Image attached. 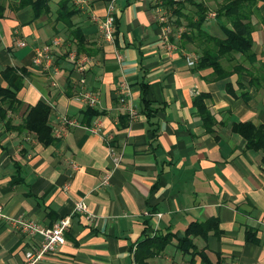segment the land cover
Returning a JSON list of instances; mask_svg holds the SVG:
<instances>
[{
  "label": "crops",
  "instance_id": "1",
  "mask_svg": "<svg viewBox=\"0 0 264 264\" xmlns=\"http://www.w3.org/2000/svg\"><path fill=\"white\" fill-rule=\"evenodd\" d=\"M16 1L0 0V71L14 70L5 80L0 73V86L13 84L19 68L25 69L16 91L20 105L7 112L9 125L0 123V208L42 227L69 215L64 243L36 264H134L133 251L145 233H170L175 248L189 223L211 220L219 235L192 240L209 264H264V163L230 131L232 122L264 124V0L252 18L256 62L242 65L257 77L238 90L245 98L238 91L228 95L210 69L193 71L194 64L187 65L191 57L196 60L192 47L164 40L159 15L146 0H85L60 21L59 0H49V14L35 21L29 8L15 10ZM108 3L114 8L113 45L102 41L92 20L104 16ZM74 29L83 37L80 52ZM54 38L63 41L49 53L57 72L32 62L35 49ZM16 40L25 46L16 47ZM68 51L89 58L82 73L65 59ZM121 82L134 118L118 103ZM139 82L147 84L146 99L163 107L149 119L139 112ZM82 89L97 100L92 117L75 100ZM200 93L212 115L211 133L192 106ZM37 102L51 110L47 125L54 141L48 146L16 130L25 109ZM95 121L99 134L88 130ZM109 147L120 154L116 168ZM105 175L108 182L100 185ZM77 202L85 213L73 211ZM39 241L0 222V264H24L23 253ZM179 257L162 251L152 263L202 264L198 255Z\"/></svg>",
  "mask_w": 264,
  "mask_h": 264
},
{
  "label": "trees",
  "instance_id": "2",
  "mask_svg": "<svg viewBox=\"0 0 264 264\" xmlns=\"http://www.w3.org/2000/svg\"><path fill=\"white\" fill-rule=\"evenodd\" d=\"M214 8L213 23H207V5L196 0H165L162 8L169 11L165 25L169 27L167 38L172 44L175 42L178 47L190 45L195 51L196 60L192 66L193 71L210 69L211 79L214 81H224V91L233 97L238 96L236 91L246 89L255 84L257 77H253L249 69L242 65H253L256 62L251 51V33L254 31L252 18L258 17L257 8L259 2L263 0H222ZM56 10L55 20H62L64 17H71L74 12L73 5L69 0H59ZM49 0H17L15 10L29 8L33 14V20L48 15ZM2 6L0 5V18L2 16ZM173 17V20H172ZM213 24V25H212ZM72 39L75 42L76 51L82 49L83 37L77 33L76 29L71 31ZM174 35L177 38H174ZM225 62L228 68L222 63ZM261 67L264 68L263 63ZM12 71L10 67L3 68L0 73L5 80ZM21 76L25 74V69L19 68ZM249 77V80L242 81L241 76ZM11 85L0 86V123L9 125L6 120L8 111H13L20 105L16 99V91L22 85V77ZM231 77H233L231 79ZM141 99L140 113L145 118H150L158 111L162 110V105H155L146 99L147 84L138 83ZM239 92V91H238ZM239 96L246 97L245 92H239ZM206 94L200 93L192 100L195 114L201 119L202 127L206 132L211 133L212 115L204 104ZM50 107L42 102L25 109L17 131L32 134L33 138L41 146H48L54 141L51 129L47 125L50 114ZM86 115L92 117L96 112L92 108H85ZM12 128V127H11ZM230 131L239 135L244 141V149L259 152L261 163H264V124L253 125L250 122H232ZM145 232V231H144ZM214 236L219 235L214 220L206 223L191 222L187 225L180 237L175 238V248L181 255H198L202 264H209L203 251H197L192 240L200 238L207 240L209 233ZM174 235L170 233L146 235L137 242L133 251L134 264H150L149 259L157 257L163 248L171 241Z\"/></svg>",
  "mask_w": 264,
  "mask_h": 264
},
{
  "label": "built area",
  "instance_id": "3",
  "mask_svg": "<svg viewBox=\"0 0 264 264\" xmlns=\"http://www.w3.org/2000/svg\"><path fill=\"white\" fill-rule=\"evenodd\" d=\"M70 3L75 6L82 8L85 4V0H69ZM151 3L156 12L158 13V20L162 27L164 33V40H167V34L169 33V27L165 25L168 14L162 8V4L165 0H146ZM180 1V0H171ZM214 14H209L207 18H213ZM95 22L97 31L106 44L113 45V23H114V8L111 3H108L105 7L104 16L101 19L92 18ZM167 42V41H166ZM63 41L60 38L52 39L48 45L42 46L39 49H35V55L33 58V64L39 66H44L45 68H52L53 72H57V67L52 64V57L49 54L53 48L60 47ZM15 45L18 48L24 47V42L16 40ZM187 62L188 66L194 64V57ZM65 59L76 67L78 72L83 71V68L90 62L89 58L84 55H76L73 51H68L65 55ZM116 59L119 60V56L116 55ZM82 80L80 84H82ZM128 88L125 82H121L119 86V96L118 103L120 108H122L129 118H134L136 116V111L129 105L128 101ZM75 100L80 104L88 108H95L97 105V100L90 92L86 90H80L75 96ZM63 124H68L73 126L75 123L73 120L63 119ZM89 132L92 134H99L101 127L98 121L92 123L88 127ZM56 134L55 137H57ZM108 156L110 158L113 168L118 167L120 161V154L116 152L113 148H108ZM74 168V167H73ZM108 182V176L105 175L100 182V185H106ZM74 212L85 213V206L82 202H77L73 207ZM0 222L5 223L10 228L18 231L22 236L30 237L33 235H38L40 241L37 246L30 248L23 253L24 264H36L41 261L45 256L53 254L63 243H64V231L69 226V215L63 216L57 219L50 227H42L36 222L25 219L22 217H9L4 215L0 208Z\"/></svg>",
  "mask_w": 264,
  "mask_h": 264
},
{
  "label": "rangeland",
  "instance_id": "4",
  "mask_svg": "<svg viewBox=\"0 0 264 264\" xmlns=\"http://www.w3.org/2000/svg\"><path fill=\"white\" fill-rule=\"evenodd\" d=\"M196 1H198V2H203V3H205L206 5H207V8H208V14H207V16L209 15V14H214V8H215V6L217 5V4H219V3H221V2H223L222 0H196ZM166 12V14H168V17H169V15H170V13H169V11L167 10V11H165ZM213 19H214V17L213 18H207V23L208 24H211V23H213ZM172 20H173V17H172ZM213 25V24H212ZM192 52H193V50H191ZM193 54L195 55L196 53H195V51L193 52ZM90 61V60H89ZM222 65L224 66V67H227V64L225 63V62H223L222 63ZM255 65H258V64H256L255 63ZM263 66H264V64H263ZM174 242V240H171V244ZM163 251H164V253L165 254H169V255H172V256H174V259L175 260H179V254H180V252L178 251V250H176L172 245H170V243H168L164 248H163ZM160 255V254H159ZM152 261H154L153 260V258H151V259H149L148 260V262L150 263V264H153L152 263Z\"/></svg>",
  "mask_w": 264,
  "mask_h": 264
}]
</instances>
